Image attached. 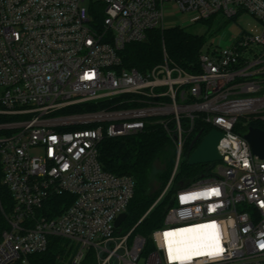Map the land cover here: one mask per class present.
Listing matches in <instances>:
<instances>
[{
	"label": "built area",
	"instance_id": "built-area-1",
	"mask_svg": "<svg viewBox=\"0 0 264 264\" xmlns=\"http://www.w3.org/2000/svg\"><path fill=\"white\" fill-rule=\"evenodd\" d=\"M169 3L195 22L247 14L264 27V0H0L1 185L13 200L2 209L0 264H31L51 238L68 242L70 264L91 251L97 264H264V159L245 139L253 122L264 125V32L204 48L199 75L167 57L148 73L125 68L128 45L176 27L165 23ZM121 97L122 109L63 113ZM196 120L223 134V160L177 192L146 254L135 228L115 226L135 180L106 172L99 146L162 126L176 147L169 188ZM62 197L69 200L56 214ZM198 227L201 252L177 253V233Z\"/></svg>",
	"mask_w": 264,
	"mask_h": 264
},
{
	"label": "trees",
	"instance_id": "trees-1",
	"mask_svg": "<svg viewBox=\"0 0 264 264\" xmlns=\"http://www.w3.org/2000/svg\"><path fill=\"white\" fill-rule=\"evenodd\" d=\"M204 48H206L205 37L191 34L181 27H172L163 31L153 30L148 33L145 42L126 47L122 54L123 66L148 73L163 64L167 57L173 65L188 74L199 75L202 73L200 55ZM122 100L123 97L87 103L66 109L63 113L87 114L122 109L126 107L121 104ZM251 125L264 130L262 123L253 122ZM211 131V126L196 120L195 129L184 149V160L169 188L176 163V147L173 139L162 126L150 124L143 133L116 139L105 138L100 144L99 161L103 169L117 176H131L135 180V196L129 205L128 217L122 224L121 230L122 234H125L135 228L133 238L139 235L147 241L146 254L154 250L152 234L163 228L168 211L175 205L177 192L213 175L214 165L188 164L191 155ZM2 177L0 168V231L7 228L2 209L8 212L13 207L9 190L1 185ZM66 200L69 199L62 197L54 200L52 208L56 214L62 212L60 206ZM67 246V241L51 238L48 249L32 255L30 262L31 264H70L65 254ZM83 264H97L93 251L87 255Z\"/></svg>",
	"mask_w": 264,
	"mask_h": 264
},
{
	"label": "rangeland",
	"instance_id": "rangeland-1",
	"mask_svg": "<svg viewBox=\"0 0 264 264\" xmlns=\"http://www.w3.org/2000/svg\"><path fill=\"white\" fill-rule=\"evenodd\" d=\"M86 5L88 6V3ZM165 23L167 25L175 24L176 27H181L191 34L205 37L206 49L211 48L215 41L218 42L219 46L227 47L231 41L240 35L258 36L264 32V27L255 18L247 14H243L234 20L218 15L210 21L195 22L191 20L190 16L180 13L172 3L165 5ZM35 154L39 153L35 152Z\"/></svg>",
	"mask_w": 264,
	"mask_h": 264
},
{
	"label": "water",
	"instance_id": "water-1",
	"mask_svg": "<svg viewBox=\"0 0 264 264\" xmlns=\"http://www.w3.org/2000/svg\"><path fill=\"white\" fill-rule=\"evenodd\" d=\"M223 134L217 130H212L201 142L199 147L189 158L190 166L216 164L223 160L219 152V145ZM199 139V138H198ZM197 139V140H198ZM249 142L254 156L264 159V130L250 128L249 134L245 136ZM128 215L122 214L116 221V228L120 229L126 221Z\"/></svg>",
	"mask_w": 264,
	"mask_h": 264
},
{
	"label": "bare ground",
	"instance_id": "bare-ground-1",
	"mask_svg": "<svg viewBox=\"0 0 264 264\" xmlns=\"http://www.w3.org/2000/svg\"><path fill=\"white\" fill-rule=\"evenodd\" d=\"M204 243L202 227L187 229L177 233L175 250L179 254L193 255L204 247Z\"/></svg>",
	"mask_w": 264,
	"mask_h": 264
},
{
	"label": "snow or ice",
	"instance_id": "snow-or-ice-1",
	"mask_svg": "<svg viewBox=\"0 0 264 264\" xmlns=\"http://www.w3.org/2000/svg\"><path fill=\"white\" fill-rule=\"evenodd\" d=\"M165 236H167V234H165ZM177 258H179V257H177Z\"/></svg>",
	"mask_w": 264,
	"mask_h": 264
}]
</instances>
